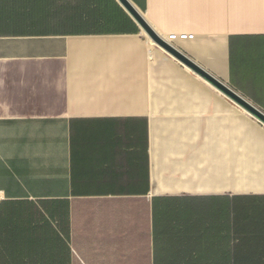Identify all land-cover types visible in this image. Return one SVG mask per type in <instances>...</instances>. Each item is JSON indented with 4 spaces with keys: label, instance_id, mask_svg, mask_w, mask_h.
<instances>
[{
    "label": "crops",
    "instance_id": "0c3cea01",
    "mask_svg": "<svg viewBox=\"0 0 264 264\" xmlns=\"http://www.w3.org/2000/svg\"><path fill=\"white\" fill-rule=\"evenodd\" d=\"M129 1L234 95L119 0H0V264H264V0Z\"/></svg>",
    "mask_w": 264,
    "mask_h": 264
},
{
    "label": "rangeland",
    "instance_id": "374dc122",
    "mask_svg": "<svg viewBox=\"0 0 264 264\" xmlns=\"http://www.w3.org/2000/svg\"><path fill=\"white\" fill-rule=\"evenodd\" d=\"M175 87L178 90H183L185 87L182 85H177L175 84ZM157 127H158V132H157V149H158V154L160 158V162H164L168 160L170 157L171 159H175L176 155H184V158L186 157L188 159V156H193L197 155L199 152V148L196 145L190 147L193 143H197L198 140V133H191L189 131H185V139H180L179 137L176 136H171V130L173 129H180L182 125H178L179 122L173 119L167 118L166 115H160L157 116ZM213 136V134L211 133ZM211 135L208 137L210 139ZM213 139V137L211 138ZM206 165H205V170L207 174V184H211L213 180H209V177H212L211 175L214 173V164H213V148H207L206 149ZM179 157V158H180ZM191 169L194 170V166L191 164ZM198 168V167H197ZM184 170L186 168L184 167ZM189 170V169H188ZM183 172V171H182ZM181 174V173H180Z\"/></svg>",
    "mask_w": 264,
    "mask_h": 264
},
{
    "label": "water",
    "instance_id": "95a60500",
    "mask_svg": "<svg viewBox=\"0 0 264 264\" xmlns=\"http://www.w3.org/2000/svg\"><path fill=\"white\" fill-rule=\"evenodd\" d=\"M120 3L124 6V8L130 13V15L140 24L143 30L148 34V36L158 45L169 51L172 55L180 59L181 61L188 64L191 68L199 72L206 80H208L213 86L218 88L219 90L228 93L230 95H234L233 91L229 89V87L223 83L221 80L217 79L212 74L200 68L196 65L189 57L184 55L181 51L173 47L170 43L165 41L156 31L149 25L144 16L136 9V7L129 0H119ZM244 106L253 112L257 117H259L264 122V114L255 109L252 105L243 101Z\"/></svg>",
    "mask_w": 264,
    "mask_h": 264
},
{
    "label": "bare ground",
    "instance_id": "6f19581e",
    "mask_svg": "<svg viewBox=\"0 0 264 264\" xmlns=\"http://www.w3.org/2000/svg\"><path fill=\"white\" fill-rule=\"evenodd\" d=\"M158 130V128H157ZM158 132V131H157ZM184 132L185 131H175V130H171V136H177V135H182V136H185L184 135Z\"/></svg>",
    "mask_w": 264,
    "mask_h": 264
}]
</instances>
